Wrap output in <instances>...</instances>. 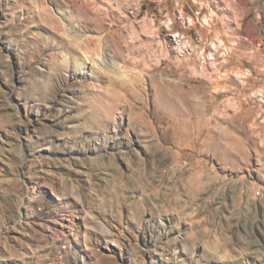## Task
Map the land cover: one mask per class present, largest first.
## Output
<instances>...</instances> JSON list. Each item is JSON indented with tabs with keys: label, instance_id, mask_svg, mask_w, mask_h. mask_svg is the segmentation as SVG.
I'll return each instance as SVG.
<instances>
[{
	"label": "rangeland",
	"instance_id": "1",
	"mask_svg": "<svg viewBox=\"0 0 264 264\" xmlns=\"http://www.w3.org/2000/svg\"><path fill=\"white\" fill-rule=\"evenodd\" d=\"M0 264H264V0H0Z\"/></svg>",
	"mask_w": 264,
	"mask_h": 264
},
{
	"label": "bare ground",
	"instance_id": "2",
	"mask_svg": "<svg viewBox=\"0 0 264 264\" xmlns=\"http://www.w3.org/2000/svg\"><path fill=\"white\" fill-rule=\"evenodd\" d=\"M229 7V6H228ZM231 7V6H230ZM125 84V83H124ZM124 84H122L121 85V87L122 86H124ZM184 100L186 101V102H190V103H192L193 101L189 98V97H187V98H184ZM118 128V127H117ZM182 181H184L185 182V180L182 178ZM195 187H196V190L197 191H200V190H202V184H199V187H198V182L195 184ZM170 198V195L169 194H167V195H164V197L162 198V200H168Z\"/></svg>",
	"mask_w": 264,
	"mask_h": 264
}]
</instances>
